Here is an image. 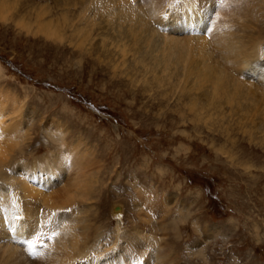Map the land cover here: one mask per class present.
Returning a JSON list of instances; mask_svg holds the SVG:
<instances>
[{
  "label": "rangeland",
  "instance_id": "374dc122",
  "mask_svg": "<svg viewBox=\"0 0 264 264\" xmlns=\"http://www.w3.org/2000/svg\"><path fill=\"white\" fill-rule=\"evenodd\" d=\"M9 15L0 20V100L16 105L6 107L5 125L22 123L0 139L11 152L2 172L19 178L44 157L22 177L42 182L45 161L55 168L51 190L85 177L76 187L96 192L102 217L90 221L104 238L112 242L133 227L168 238L171 264H264V204L257 205L252 181L254 141L241 127L194 125L187 112L181 116L177 106L159 104L92 57L17 30ZM257 41L264 49V36ZM59 125L63 141L50 137ZM68 143L78 155L60 162L58 152ZM114 213H121L120 220Z\"/></svg>",
  "mask_w": 264,
  "mask_h": 264
},
{
  "label": "bare ground",
  "instance_id": "6f19581e",
  "mask_svg": "<svg viewBox=\"0 0 264 264\" xmlns=\"http://www.w3.org/2000/svg\"><path fill=\"white\" fill-rule=\"evenodd\" d=\"M11 3L9 7L8 0H0V20L7 21L10 14L17 30L38 42L41 39L46 44L59 45L80 58L92 57L111 75L141 87L159 104L177 106L183 112L181 116L187 112L194 125L201 123L212 129L215 122H221L220 128H227L225 131L232 123L241 127L254 141L252 181L257 205L264 204V49L257 41L264 36V0H223V4L220 0ZM8 105L6 100H0V139L8 131L16 133L22 123H12L15 128L5 125ZM13 106L16 109L14 102L9 108ZM61 126L51 131L50 137L56 141H63L65 131ZM71 146H61L60 162L74 161L78 154ZM10 153L0 141V179L8 183L0 184V264L174 262L171 240L143 229L133 227L122 237L116 233L112 242L104 238L100 225L90 221L99 223L102 217L96 192L85 184L76 187L85 177H73L70 187L51 190L49 182L55 168L48 161L42 167L48 173L42 182L33 175L29 180L22 177L27 170L37 169L44 157L23 168L18 178L2 172L11 159ZM43 169H39L40 174ZM95 205L98 215L92 213ZM88 211L93 218L86 216ZM120 214H115L117 220ZM119 225L120 221L118 231ZM260 226L256 220L257 233ZM53 232L59 235L49 239ZM25 240L35 246L33 259L26 251Z\"/></svg>",
  "mask_w": 264,
  "mask_h": 264
},
{
  "label": "snow or ice",
  "instance_id": "6c2138e0",
  "mask_svg": "<svg viewBox=\"0 0 264 264\" xmlns=\"http://www.w3.org/2000/svg\"><path fill=\"white\" fill-rule=\"evenodd\" d=\"M220 3L223 4V0H220ZM64 211H67L70 213L72 211V209H65ZM58 235H59V233L53 232L52 235L49 237V239H52ZM24 243L27 246L26 251H27L28 255L35 257L36 252L34 251L35 246H34L33 242L30 240H25Z\"/></svg>",
  "mask_w": 264,
  "mask_h": 264
}]
</instances>
